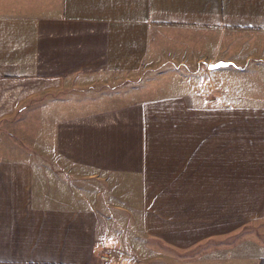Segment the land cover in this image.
Listing matches in <instances>:
<instances>
[{"label":"crops","instance_id":"0c3cea01","mask_svg":"<svg viewBox=\"0 0 264 264\" xmlns=\"http://www.w3.org/2000/svg\"><path fill=\"white\" fill-rule=\"evenodd\" d=\"M111 75H147L145 96L82 114L52 97ZM175 76L188 89L153 93ZM219 76L256 89L225 99ZM124 189L163 238L264 218V0H0V264H105ZM205 258L260 264L264 244Z\"/></svg>","mask_w":264,"mask_h":264},{"label":"rangeland","instance_id":"374dc122","mask_svg":"<svg viewBox=\"0 0 264 264\" xmlns=\"http://www.w3.org/2000/svg\"><path fill=\"white\" fill-rule=\"evenodd\" d=\"M146 80L147 75L136 78L120 75L92 78L82 85L71 83L52 97L63 99L73 112L82 114L138 102L145 96L143 92L147 88ZM154 83L152 86L157 88L153 89L155 94L168 87L174 91L188 89L187 86L179 88V76L157 78ZM228 83L230 87L227 86ZM231 83L232 81L227 78L220 76L218 78V86L224 92L225 99H230L233 92L247 93L256 89L246 88L247 82L242 81H234V89H232ZM254 96L255 93H251L250 98ZM241 102V99L233 97V104ZM67 182L70 188L78 187L80 191L82 190L84 196L91 199L96 197L97 185L85 184L76 178H67ZM127 189L121 192L123 196L120 204L133 212V216H128L126 210H120L119 216L103 212L108 219V229L103 227V231L106 229L107 233L106 242L100 243L96 252L101 263L108 264L116 260L117 264H244L232 262L228 258L210 260L205 258V255L213 249H223L236 244L246 237L264 244V218H256L244 223L238 220L224 225L221 223L223 227H220L217 242L214 239L204 240V237L180 241L178 238L169 236L163 238L149 234L144 226L145 215L142 214L140 198L128 194ZM108 193L110 195L108 202L115 203L116 200L109 189ZM117 220L118 222L115 223ZM223 222L227 221L224 219Z\"/></svg>","mask_w":264,"mask_h":264},{"label":"trees","instance_id":"16d2710c","mask_svg":"<svg viewBox=\"0 0 264 264\" xmlns=\"http://www.w3.org/2000/svg\"><path fill=\"white\" fill-rule=\"evenodd\" d=\"M260 264H264V259H262V260L260 261Z\"/></svg>","mask_w":264,"mask_h":264},{"label":"water","instance_id":"95a60500","mask_svg":"<svg viewBox=\"0 0 264 264\" xmlns=\"http://www.w3.org/2000/svg\"><path fill=\"white\" fill-rule=\"evenodd\" d=\"M217 67V65H211V68Z\"/></svg>","mask_w":264,"mask_h":264}]
</instances>
